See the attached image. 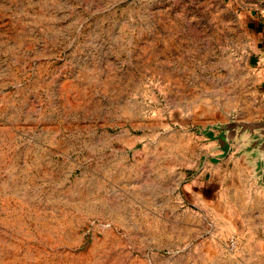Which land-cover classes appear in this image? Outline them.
<instances>
[{
  "label": "rangeland",
  "instance_id": "obj_1",
  "mask_svg": "<svg viewBox=\"0 0 264 264\" xmlns=\"http://www.w3.org/2000/svg\"><path fill=\"white\" fill-rule=\"evenodd\" d=\"M248 20L0 0V264H264Z\"/></svg>",
  "mask_w": 264,
  "mask_h": 264
},
{
  "label": "crops",
  "instance_id": "obj_2",
  "mask_svg": "<svg viewBox=\"0 0 264 264\" xmlns=\"http://www.w3.org/2000/svg\"><path fill=\"white\" fill-rule=\"evenodd\" d=\"M241 16L249 20L252 47L255 50L253 71L258 82L255 119L264 123V0H234Z\"/></svg>",
  "mask_w": 264,
  "mask_h": 264
}]
</instances>
